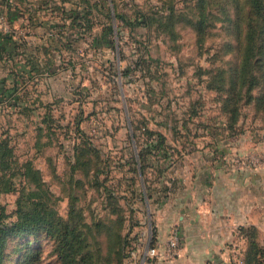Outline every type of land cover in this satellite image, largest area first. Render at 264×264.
I'll use <instances>...</instances> for the list:
<instances>
[{
	"label": "rangeland",
	"instance_id": "1",
	"mask_svg": "<svg viewBox=\"0 0 264 264\" xmlns=\"http://www.w3.org/2000/svg\"><path fill=\"white\" fill-rule=\"evenodd\" d=\"M89 1L87 31L43 42L52 76L17 70L20 101L0 102L5 221L34 195L72 213L85 264H264V0L258 14L204 0V17L199 0ZM1 3L6 41L22 15ZM4 264L62 263L45 231H23Z\"/></svg>",
	"mask_w": 264,
	"mask_h": 264
},
{
	"label": "trees",
	"instance_id": "2",
	"mask_svg": "<svg viewBox=\"0 0 264 264\" xmlns=\"http://www.w3.org/2000/svg\"><path fill=\"white\" fill-rule=\"evenodd\" d=\"M50 1V0H46ZM64 1V0H61ZM85 3L82 5V8L76 7V9H65V7H60L63 15H67L70 19V25L77 31H87L90 28L88 15L92 10V3L89 0H83ZM107 1V0H106ZM9 2V1H8ZM250 7L253 13L258 14L261 12L263 3L262 0H248ZM103 5V2H100ZM93 4H95L93 2ZM54 3L53 8L57 9L58 6ZM97 6V4H95ZM205 1L199 0V10L200 16L204 17L205 13ZM109 9V8H108ZM106 9V10H108ZM112 12H110V18L108 17V23L106 27L99 33L96 34L95 38L96 44L98 40L104 36L111 37L115 35V30L112 25ZM115 17L119 18L123 23L129 25L131 28L138 22V18L135 22L130 21L128 17L125 15H118L117 13L113 14ZM140 22H144L143 17H141ZM249 37L252 34L253 25H249ZM14 43V41H13ZM62 43V42H61ZM16 48V44L14 43ZM3 53L13 54L14 56L19 55V51L16 49L13 51H7L4 46L0 45V58H2ZM14 56H12L14 58ZM248 56H245L244 64L247 63ZM13 65V69L11 70L10 76L12 78V85L10 88H0V102L9 99V102H13L11 104L15 105L18 101H20V96L17 93V83L14 80V76L18 70V73L22 72L26 65H29L30 69H34L37 64L34 60H27L24 64H19V69H16L14 65L17 63L16 61H11ZM23 67V68H22ZM7 77V78H9ZM6 79V78H5ZM3 80V84L5 82ZM50 117V115H49ZM43 121L48 117H43ZM34 196V195H33ZM31 195L27 196L25 199H20L17 202V208L15 211L16 219L11 222L5 221V212L2 207H0V264H4V250L7 238L13 234L21 233L23 231H45L46 234L53 240L54 243V251L57 254L59 260L62 264H85L86 261L84 253L82 254V238L81 231L75 223L74 218L72 217V213H69V217L67 219H63L59 216L56 211L47 207L45 202L37 197H33ZM252 252L256 250V243L252 240L250 242ZM248 264V263H247Z\"/></svg>",
	"mask_w": 264,
	"mask_h": 264
},
{
	"label": "crops",
	"instance_id": "3",
	"mask_svg": "<svg viewBox=\"0 0 264 264\" xmlns=\"http://www.w3.org/2000/svg\"><path fill=\"white\" fill-rule=\"evenodd\" d=\"M69 2L77 4L76 7H80L85 4L83 3V0H78V2H74V0H14V8L20 13V15H22V24L20 25V22L14 24L9 22L10 26L14 28L12 30L14 34H3L6 41L0 40V45L4 46L7 51H13L15 49L19 51L20 63L24 64L27 60H34L37 63L34 69H30L29 65H26L24 68L22 67L24 70L19 74L24 75L28 81H30L35 76L38 77L37 80L42 77L49 79V77L52 76V73L56 71V69L52 67L54 64V57L50 53L51 47L48 45L47 47H44L43 42L45 41V43L48 44L51 39L55 40L57 36L58 41L60 43L62 42L61 44L69 43H63V40L60 38L61 35L58 36L57 33L52 32L54 29L56 32L61 30L60 32L64 33V28L66 26L71 27L70 19H62V16L56 15L58 13H56V9L53 8L54 3L60 7H69ZM0 8L4 9L5 6L2 4ZM19 27H21V30L24 29L25 32L22 33ZM49 33H51V35H49ZM19 35L22 36L17 40V36ZM13 41L16 44V48ZM12 56L14 55L3 53L2 58H0V88H10L12 85L13 81L11 77L13 76L9 77L8 75H10L11 70L13 69L11 61H17ZM4 79L5 82L3 84ZM22 79V83L24 85L21 86V88H24L26 85L25 82L27 80H24V77H22ZM14 80L17 83V93L19 94V82L16 75L14 76ZM27 90L25 93H27ZM19 96L21 98L20 94ZM179 218L180 220L182 219L180 215Z\"/></svg>",
	"mask_w": 264,
	"mask_h": 264
},
{
	"label": "built area",
	"instance_id": "4",
	"mask_svg": "<svg viewBox=\"0 0 264 264\" xmlns=\"http://www.w3.org/2000/svg\"><path fill=\"white\" fill-rule=\"evenodd\" d=\"M172 246H176L177 244V237H174L172 240H171V243H170Z\"/></svg>",
	"mask_w": 264,
	"mask_h": 264
}]
</instances>
